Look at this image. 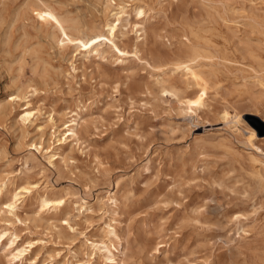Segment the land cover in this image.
<instances>
[{"label":"rangeland","instance_id":"obj_1","mask_svg":"<svg viewBox=\"0 0 264 264\" xmlns=\"http://www.w3.org/2000/svg\"><path fill=\"white\" fill-rule=\"evenodd\" d=\"M21 1L0 0V264H264V0H41L48 22ZM191 31L206 89L157 68ZM96 33L100 54L65 41Z\"/></svg>","mask_w":264,"mask_h":264},{"label":"bare ground","instance_id":"obj_2","mask_svg":"<svg viewBox=\"0 0 264 264\" xmlns=\"http://www.w3.org/2000/svg\"><path fill=\"white\" fill-rule=\"evenodd\" d=\"M222 3H223V1H222ZM47 8L48 7H44L41 4V0H22L16 8L17 10L15 12V18H16V20H21V19L22 20H25V19L35 20L36 19L35 16L40 15L41 18H43V21H45V22L46 21L48 22L49 19H57L58 15L55 12V9L51 8L48 10ZM223 8H225V7H223ZM118 13L119 14L120 13H126L125 8L123 7ZM140 13H142L141 10H140ZM1 20H3V19H1ZM255 22H256V19H255ZM15 23H16V21H15ZM108 27H109L108 34H110V33L112 34L113 31L115 30L116 24L110 23V24H108ZM51 28H53V27H51ZM142 31L144 33L146 32V30L144 28H142ZM44 32H46V30H44ZM100 33L88 34V35H85L82 37L81 36L80 37L79 36L72 37L70 40H65V41H67V43L69 42V44L70 43L73 44L76 52L79 54H84V55L100 54V52H102L101 47L104 43V42H102V36L103 35L101 36ZM24 35H25V32H24ZM190 35H193L194 37H196V39H198L199 42L195 43L190 37H187V41L184 42L185 43L184 48H180L173 59L159 62L157 68L164 71V69L167 66H170L171 71L185 72L187 85H188V83H195L199 86H203L206 89V87L209 86L210 81L208 79V76L205 74V72L203 70H201L199 68V66L202 65L203 61L210 60L214 55L211 52V50L206 47L205 44H207V42L202 41L200 39L199 33L195 32V31H191ZM36 57L39 59L40 58L39 54ZM170 80L171 79L166 78V79L160 81V83L162 84L164 91L176 92L178 90L177 85L170 82ZM167 83H170V84H167ZM17 98H18V96L15 95L13 99H17ZM20 114H21L20 119L24 123L31 121L32 118L35 116L34 111L31 110L28 105H26L25 108H23V110H22V112H20ZM255 115H257V114H255ZM228 117H229V113L224 112L223 118L228 119ZM232 118H233L234 122H237V123L240 122V117L238 114H235L234 116H232ZM70 121H71L70 124L66 123L67 124L66 129L68 130V134L77 135L78 121L76 118H74ZM250 131H251L250 140H252L253 138H257L258 135H257L256 130L251 128ZM253 160L258 161L257 159H253ZM4 186H5V184H4ZM0 194L3 195V189L2 188H0ZM17 196H18V194L14 195V197H16V198H15L14 202H10L8 204L9 207L15 208V206H16L15 203L17 202ZM46 201H50V200H45V202ZM51 201H53L55 203V205L58 207H60L63 203L62 199H51ZM113 202L117 203V199L113 198ZM17 251H19V252L18 253H15V252L12 253V261L17 259L20 255H22L25 250L24 249H18Z\"/></svg>","mask_w":264,"mask_h":264},{"label":"water","instance_id":"obj_3","mask_svg":"<svg viewBox=\"0 0 264 264\" xmlns=\"http://www.w3.org/2000/svg\"><path fill=\"white\" fill-rule=\"evenodd\" d=\"M254 119L256 120V122L258 123V130L260 132V134L262 133L261 130L264 129V121L260 120L257 117H254Z\"/></svg>","mask_w":264,"mask_h":264}]
</instances>
